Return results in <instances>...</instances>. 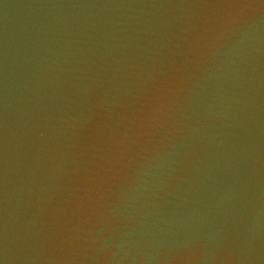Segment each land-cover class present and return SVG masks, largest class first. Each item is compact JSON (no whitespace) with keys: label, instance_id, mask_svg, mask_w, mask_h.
I'll use <instances>...</instances> for the list:
<instances>
[{"label":"water","instance_id":"water-1","mask_svg":"<svg viewBox=\"0 0 264 264\" xmlns=\"http://www.w3.org/2000/svg\"><path fill=\"white\" fill-rule=\"evenodd\" d=\"M0 264H264V0H0Z\"/></svg>","mask_w":264,"mask_h":264}]
</instances>
